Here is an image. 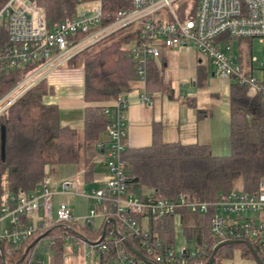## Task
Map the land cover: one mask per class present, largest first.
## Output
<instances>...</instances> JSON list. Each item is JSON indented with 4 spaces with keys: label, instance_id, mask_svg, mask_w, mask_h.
Here are the masks:
<instances>
[{
    "label": "built area",
    "instance_id": "2783aa9c",
    "mask_svg": "<svg viewBox=\"0 0 264 264\" xmlns=\"http://www.w3.org/2000/svg\"><path fill=\"white\" fill-rule=\"evenodd\" d=\"M95 1L97 6L90 13L74 12L54 25L47 23L35 0H7L0 8V25L6 32V41L0 42V74L33 65L0 100V113L40 79L112 35L129 37L126 50L143 86L134 95L140 103L151 102L145 89L148 63L158 59L163 48L179 53L194 50L210 62L216 76L230 78L250 93L264 96V0H116L123 6L119 9ZM254 39L262 45L259 62L251 50L241 47L245 40L251 46ZM129 94L113 100L104 110L110 119L107 140L97 147L104 146L108 176L101 186L83 194L92 205L81 217L87 226L101 219L103 236L91 243V253L86 255L99 257L112 248V264H206L200 260L206 253L203 250L186 243L179 247L165 244L151 231V222L174 218L175 223V216L180 224V212L185 211L208 217L212 250L227 242H245L249 248L255 244L262 255L257 254L260 261L254 255L243 258L251 264H264V179L253 191H221L203 199L185 193L158 197L128 188L123 152L126 110L132 101ZM176 97L181 101L190 98L183 91ZM61 187L68 190L69 182H62ZM52 194L44 179L36 188L10 196L0 208V223L6 221L0 226V241L16 246L37 230L75 221L68 204L61 202L52 209ZM38 210H42L39 223L21 224L22 216ZM69 237L66 232L64 238ZM127 237H134L142 251L132 247ZM209 264L223 262L212 259Z\"/></svg>",
    "mask_w": 264,
    "mask_h": 264
},
{
    "label": "trees",
    "instance_id": "16d2710c",
    "mask_svg": "<svg viewBox=\"0 0 264 264\" xmlns=\"http://www.w3.org/2000/svg\"><path fill=\"white\" fill-rule=\"evenodd\" d=\"M81 0H36L38 7L46 13L49 25H54L74 14ZM104 5L123 8L116 0H103ZM7 0H0V8ZM110 4V5H109ZM115 36V35H112ZM111 36V37H112ZM6 41L4 26L0 25V42ZM128 36H117L109 44L87 55L82 62L84 72L83 120L80 133L71 126L59 122L56 105L43 103V96L53 92L46 78L40 79L0 113V208L9 202L10 196L17 197L32 190L46 179L47 167L57 164H72L82 161L84 177L90 180L95 158L104 155V146L98 148L109 122L104 112L106 102L117 100L124 93L136 89L134 63L126 50ZM77 56L68 62L75 61ZM33 65L27 64L0 74V100L26 75ZM146 90L166 92L172 90L164 84L155 64L150 61L147 69ZM228 103L230 111V153L227 156L212 155L208 145L200 143H163L154 138L149 146L126 147L123 152L127 184L130 190L151 193L158 197H173L179 193L191 198H212L228 190L253 191L264 179V96L250 93L247 88L232 81L229 84ZM5 133V155L1 156V134ZM147 190L148 192H143ZM180 228L184 243L196 250H203L202 263L213 253L214 238L208 228V217L180 212ZM28 216L21 217L27 225ZM104 224V223H103ZM103 224L85 225L89 243L97 241ZM74 222L54 225L37 230L31 237L18 245L0 241L1 264H27L35 259L36 236L46 233L50 258L47 264L65 263L66 232L74 237ZM152 233L163 243L174 244V218L151 222ZM128 243L142 251L134 237ZM241 247V255L253 258L245 242L225 244L218 247L213 262L231 258L232 251L220 256L226 246ZM256 253L262 255L255 244ZM24 259L20 262L21 256ZM152 261V260H151ZM149 261V263H151ZM98 264H112V248L100 254Z\"/></svg>",
    "mask_w": 264,
    "mask_h": 264
},
{
    "label": "crops",
    "instance_id": "0c3cea01",
    "mask_svg": "<svg viewBox=\"0 0 264 264\" xmlns=\"http://www.w3.org/2000/svg\"><path fill=\"white\" fill-rule=\"evenodd\" d=\"M163 83L168 84L172 92H154L151 95V102L140 103L136 100V94L143 88L138 81L135 82L136 89L129 93L131 103L128 105L125 117V138L126 147H144L153 143L154 138L163 143L180 142L182 144L200 143L208 145L212 155L227 156L230 153V111L228 103V89L211 91L206 86L207 69L215 77L213 67L210 62L200 57L194 50L179 53L174 49L163 48L158 59L152 61ZM207 64V65H206ZM47 81L52 85L53 92L43 96V103L56 105L59 110V122L62 126H71L81 133L83 110L87 103L84 101V72L82 63L78 60L66 62L58 70L47 76ZM191 87L185 92L186 87ZM146 89V85H145ZM178 91H183L190 98L181 101L176 97ZM112 101L106 102V107ZM107 140L106 131L102 136V142ZM105 156V154H104ZM94 165L90 180L85 179L82 168L83 180L92 182L95 188L102 185L108 176V170L104 163L105 170H97ZM61 166L60 170L66 169ZM48 171V168H47ZM53 192L52 209H56L58 204L64 202L69 205L75 217L82 216L91 207V201L84 197L79 191L62 190L58 182L51 183L50 179H45ZM70 186V184H69ZM91 190V189H89ZM86 190V191H89ZM85 191V192H86ZM139 192V191H138ZM78 197L85 199L84 210L81 209ZM68 202H73L70 205ZM42 217V210H38L29 216L31 223L37 224ZM74 222V237L65 239V246L71 241L73 244L84 243L91 245L86 239L85 224L79 229ZM102 224L101 219H97L95 225ZM6 225L2 221L0 226ZM60 225V224H52ZM49 226L48 228H50ZM71 243L70 254H74ZM87 254V252H86ZM90 257V256H88ZM66 258V256H65ZM66 263V262H65ZM98 264V257H97Z\"/></svg>",
    "mask_w": 264,
    "mask_h": 264
},
{
    "label": "rangeland",
    "instance_id": "374dc122",
    "mask_svg": "<svg viewBox=\"0 0 264 264\" xmlns=\"http://www.w3.org/2000/svg\"><path fill=\"white\" fill-rule=\"evenodd\" d=\"M36 1V0H35ZM36 3V2H35ZM97 6L96 1L95 0H81L80 2H78L76 4V8H75V13L76 14H81L82 12H86V13H90L92 11V9ZM44 16L46 18V13L45 11L42 9ZM118 35L112 36L110 37L108 40H106L103 43H100L86 51H84L83 53L77 55L76 60H78L79 62H83L85 57L87 55H89L90 53L102 48L103 46L109 44L111 41L115 40L117 38ZM241 47L244 48V50L252 51L253 56H255L257 58V61H261L262 60V45L258 42L257 39H254L252 41V44L250 46L249 41H243L241 42ZM237 47V43L234 42L233 43V48L234 50ZM207 65V64H206ZM209 65L206 66L207 69V83L206 86L209 88V90L214 91V90H227L228 89V85L232 82V79L230 78H221L218 76L212 77L209 73V69H208ZM185 92H188L191 87H186L185 88ZM225 89V90H224ZM80 137H81V133H80ZM106 162V156L104 155H100L97 158H95V167L97 170H105L104 167V163ZM82 161L80 159L79 162L77 163H72V164H57V165H50L47 171V178L50 179L51 183L53 182H58V184L60 185L62 182L64 181H68L70 186L69 188L72 191H79L78 193H85L86 190L92 189L95 187V185L92 182H85L83 180V174H82ZM64 166L63 170H60L59 173H57V168ZM105 172H107L105 170ZM108 173V172H107ZM143 192H148L147 190H143ZM82 194V195H83ZM65 202H68L67 199L64 200ZM78 201L80 203V207L81 209L84 210L85 207V199L84 198H80L78 197ZM70 205H72V201L68 202ZM55 211V209H54ZM87 213V212H86ZM85 213V214H86ZM84 213L82 214V216H77L75 217V222L77 224V226H79V229L82 228L83 226V220L81 217H83L85 215ZM38 237V236H36ZM71 241L68 242V244H66V258H65V262L67 264H97V257H88L86 255L87 253H91V248L89 245L84 244V243H79V244H73V249L75 250L74 254H70L71 251ZM184 244V239L182 237V232H181V228H180V224L178 222V218L175 216V223H174V245H176V247H179L181 245ZM232 251V255L231 258H224L222 260L223 264H251V261L247 259H244L241 255V247L237 246V245H232V246H226L224 247L221 252H220V256H225L226 253ZM50 258V251L48 249L47 246V240L45 238H42L36 246V251H35V259L33 260V262L31 264H47Z\"/></svg>",
    "mask_w": 264,
    "mask_h": 264
},
{
    "label": "water",
    "instance_id": "95a60500",
    "mask_svg": "<svg viewBox=\"0 0 264 264\" xmlns=\"http://www.w3.org/2000/svg\"><path fill=\"white\" fill-rule=\"evenodd\" d=\"M4 147H5V133H4V130H2V134H1V156H2V158H4V155H5ZM45 234H46V233L42 234L41 236L36 237V238L33 240V242H32V243L26 248L25 252L28 250V248H29L30 246H32L33 244H35L36 242H38L39 240H41V239L44 237ZM102 236H103V232L101 233L99 239H101ZM230 243H232V242H227V243L219 244V245L213 250V253H212V255L210 256V258H209V260L207 261L206 264H209V263L212 261L213 256H214V253H215V251H216V249H217L218 247H220V246H222V245H225V244H230ZM250 250H251L252 254L254 255V257H255L258 261H260L259 258H258L257 253L253 250V248L250 247ZM135 254H137L141 259L145 260V258H143L138 252H135ZM23 259H24V255L21 256V258H20V260H19L18 263H20ZM145 261H146V260H145Z\"/></svg>",
    "mask_w": 264,
    "mask_h": 264
}]
</instances>
